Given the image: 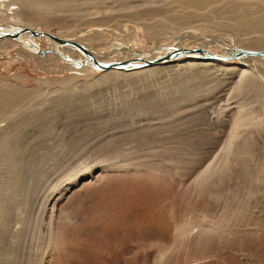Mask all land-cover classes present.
Wrapping results in <instances>:
<instances>
[{
    "label": "rangeland",
    "instance_id": "1",
    "mask_svg": "<svg viewBox=\"0 0 264 264\" xmlns=\"http://www.w3.org/2000/svg\"><path fill=\"white\" fill-rule=\"evenodd\" d=\"M63 2L57 10L30 11L25 23L1 18L0 25L33 27L43 20L37 26L64 34L67 28H58L68 23L76 36L102 28L104 47L113 57L122 55V50L115 52L117 43L119 48L125 42L133 49L143 46L146 55L173 41L192 48L208 43L211 48H203L217 54L239 38L224 29L204 32L194 24L151 39L141 21L120 17L119 29L112 26L115 22L93 25L90 18L103 17L101 10L84 6L81 10H87L81 12L71 7L73 1ZM116 4L104 1L105 12H115ZM246 9L252 10V3ZM213 10L188 13L198 19ZM47 49V43L46 51L39 52L14 38L0 43V91L7 98L0 136L6 134L3 142L10 151L9 156L4 150L0 154V264H159L161 257L166 264H236L237 256L239 264H264V240L247 244L238 222L191 250L176 237L184 206L191 204L190 218L199 220L206 216L200 208L206 214L220 212L231 195L240 199L250 187L244 165L235 167L234 179L211 188L206 198L214 203L203 200L195 182L212 160L219 165L225 160V142L241 102L255 107L248 120L264 119L263 64L239 59L207 65L199 63L203 57L183 55L156 71L129 74L137 70L123 68L128 74L106 76L96 69L78 70ZM41 55L56 56L41 63ZM241 70L248 80L253 71L255 86L237 84ZM249 87H256V96L244 93ZM245 129L256 143L251 160L264 164L258 159H264V120L260 131L253 124ZM244 135L237 139L240 147ZM240 155L235 161L244 164L247 156ZM226 163L233 164L230 159ZM256 201L264 207V188ZM158 203L160 214L154 211ZM172 209L179 217L162 222L161 214Z\"/></svg>",
    "mask_w": 264,
    "mask_h": 264
},
{
    "label": "bare ground",
    "instance_id": "2",
    "mask_svg": "<svg viewBox=\"0 0 264 264\" xmlns=\"http://www.w3.org/2000/svg\"><path fill=\"white\" fill-rule=\"evenodd\" d=\"M71 1H73L71 3V7L81 12H86L87 9L81 10V7H84V6L85 8L86 7H96L97 9L101 10L100 13L104 15L103 17L95 18L93 20L92 18H90L89 22H91L93 25L95 23V25L102 26L104 24H109V23L111 24V22H115L112 26L115 29H119V26H121L123 22L120 20V17L126 18L128 21L129 20L141 21L142 27L146 29L148 35H151V39H153V38H156L158 35H160L159 33L162 31H164L165 33L176 34L177 32L181 31L182 29L186 27H193L194 24H197V26H194V27L204 32L205 31L215 32V31H218L219 29H224L225 31L224 34L230 36L231 38L232 36L233 38H235L238 35L239 38L237 39V41L232 40V42H227V43L225 42L226 46L222 52H218L217 54L213 53L218 56H227L229 54H232L233 51H236L239 48L249 49V50L254 49L257 51L264 50V0H115L117 3L116 7H113L116 10L115 12H110L108 11V9L105 12V8L103 7V4H104V1L106 0H82L83 2L80 7L76 6L77 0H71ZM234 3H237L238 5L236 6ZM251 3L253 6V9L252 10L246 9V7L250 6ZM233 4L235 5V7H232ZM65 5L66 3L63 2V0H0V20L1 18H4L5 20L9 19L11 20V22L13 21V23L15 21L25 23V20L27 19V15L30 14V11L31 12L33 10L42 11L44 13L45 9L52 8V9L57 10L59 6H65ZM206 8L214 9L210 16L201 17L198 19L192 18L191 14L193 12L205 10ZM176 9L186 14L177 12ZM1 11L5 12L4 16L2 15ZM73 12L78 13L77 11H73ZM171 12H173L175 16ZM188 12H192V13H188ZM45 13H48V12H45ZM72 14L73 13L69 15H72ZM79 16L80 15L77 14L76 18ZM51 18L53 20L56 17L52 16ZM39 23H45V22L43 20L33 22L31 24L36 25L33 27H26L24 24H22L21 28L20 26L15 27V26H7V25L1 26L0 25V34L4 32L13 33L15 31H19V34H20L17 37H12V36L2 37L0 39V43L8 42L11 38H14V39H18L24 45L36 46L37 49H39V52L46 51L43 49H44L45 43H47L48 44L47 50H51L52 52H55L56 55L58 52L59 54L57 56L59 58H66L68 59L67 60L68 62L71 61L70 63L76 64L75 65L76 69L81 70V71H87V72H89L90 69H96V70L103 71L102 74H106V76H108L109 74H113V73L128 74L123 68L125 69L130 68V69L137 70L129 74H141L143 72L156 71L155 68H160V66H164L166 63H171L172 60L176 61L177 56L167 61L164 59L167 57L168 58L173 57L174 54L180 51L182 52L184 51L185 53H188V54L179 55L180 58L183 55L200 56L203 58H200L201 61L199 63L207 64V65L212 64V63L214 64L215 62L226 63L228 61L239 60V59L240 60L245 59L249 61L255 59L257 60V62L259 61L260 64L264 65V56H258V55H253V54L245 55L241 53L240 55H238V57H235L237 59L235 58L217 59V58H212L211 53L208 51L206 47L203 48V46L210 47L211 45L208 43H203L202 46L199 45V48H192L188 45L185 46V45L179 44L176 41H173L170 44L164 45L162 46V48H157L158 52L156 53H152L151 51L147 50L148 53L147 52L146 53L148 55H146L144 51L141 50L143 46H139L138 49H133L132 47L129 46L128 43L125 42L124 43L125 46H123L122 48H119L118 43L116 42L117 46L115 47H117L118 49L115 50V52L118 53V50H122L121 51L122 55L118 53L116 57H113L115 56V54L113 55L112 53L108 52L107 51L108 48L104 47L106 45V44L104 45V41L107 40V37L105 35L104 29L102 28L100 29L96 28L94 29L92 33L88 32V33H83V34H79L78 36H76L75 35L76 31H72L75 29H73L70 25L68 26V23H67V26L58 28L59 30L67 28L65 29L66 33L64 34H57L53 31H47L46 28L45 29L43 28V26L41 25L37 26V24ZM24 27L29 28L31 30H36V31L40 30V32H43V34L32 35L30 31H25L23 29ZM46 32L51 33L55 36H59L65 39L67 42L57 41L54 38L45 34ZM229 34H231L232 36ZM249 35H253V36L248 37ZM172 37H174V35H172ZM201 37L203 36L201 35ZM175 38L177 39V36H175ZM132 40H134L133 37H132ZM160 40L163 41L167 39L160 38ZM88 41H95V45L90 46ZM134 41L136 42L137 39H135ZM199 43H202V41ZM242 43L244 44V46L241 47ZM161 45H162V42H161ZM198 49H202V50L195 51ZM56 55H47V56L41 55L37 58H39V62L42 63L46 61L48 62V60H51L53 56H56ZM97 61L99 63H97ZM116 62H125L126 64L120 67H115L113 64H115ZM54 63H57V62H54ZM100 64H103V66H100ZM62 66L65 67L64 64ZM140 66H143V67H140ZM138 68L140 70H138ZM248 72H250V70ZM253 74L254 73L252 71L251 76L255 78L254 77L255 75ZM239 77H240L239 82H237L238 85H240V83H243V84L245 83L248 86H255L254 82L252 81L253 78H251V80H248L249 78L248 79L246 78L247 75H246L245 70H241V74ZM243 86L245 87V85ZM255 88L256 87L245 88L247 90L244 91V93L249 92L255 95L254 94L256 92ZM261 91H263L262 87H261ZM1 92L2 91H0V93ZM261 93L264 95V92H261ZM1 94L2 95H0V123L5 118L4 110H5V103L7 102V98L5 97V95H3V93ZM255 96H252L250 99H252ZM253 109L252 107L250 108L249 103H245L244 101L240 103L237 113L236 112H235L236 114L234 113L235 115H234V119L232 122V127L229 132V135H227L228 137L225 142L226 144L224 147L225 148L224 149L225 150V160L221 161L220 165H219L220 161H218V158H217L218 162L212 160L210 165L205 167L204 171L202 170L203 172L201 171L202 173L198 175L196 182H195L196 184L195 191H197L198 189V191L201 194H204L203 200L206 201L207 203H210V202L214 203L215 199L206 198L208 197V194L210 193L211 188L213 186L215 187L218 182L223 183L226 181H230L231 179H234L238 175L237 171H235V167L237 168V166L239 165H244L243 174H245V176L247 175V179L249 181L250 187L245 193V196H242V197L240 196L241 197L240 199L233 197L231 195L229 197L230 198L229 203L224 205L223 207V208H226L225 210H223L222 208L220 212H216L215 214H209V213L206 214L204 213V210L200 208L203 214L211 218V220H208L207 217L203 215L199 218V220H194L193 218H190L189 214L191 210V204L184 206V209L182 210L183 213L180 218L181 220L176 224V226L178 227V234L176 235V237H177L178 243L182 247L186 245L188 248H190V250L193 249L194 247H199L197 243H200L204 239L214 234H217L218 230H223V229L225 230L230 223H236V222H238L239 227L244 228L242 233L247 234L245 235V237L249 238L247 240V244H254L257 242L262 243L259 237L264 240V217H263L264 207L262 208V206H259L256 201V197L261 192V190L264 188V187H261V185L264 186V164L263 163L256 164L255 160L253 161L251 160L254 158L253 151L255 149H252V147L253 145L255 146L256 144L255 138H254V135L252 134L253 132H250L247 134L245 133V130H246L245 128H247L249 124L259 126L258 130L260 131L263 125L264 119L260 118L256 121L254 117H251L253 119L248 120V118L250 117L249 114L251 112H254ZM251 116H252V113H251ZM3 128L4 127L0 126V130ZM243 132L246 135H244ZM242 134L245 136L244 137L245 142H240L239 140V142L242 144V146L240 147L238 145L239 143L237 139ZM5 135L6 134H2V136H0V154L3 153V150L7 154L10 152L8 147L5 148L7 143L3 142L6 139ZM7 141L9 140L7 139ZM244 154H246L247 156V160L245 161L244 164H240L241 162L235 161L236 155L242 156ZM226 159L227 160L230 159L231 163L233 162V164H230L231 165L230 167L227 165ZM258 159H262L264 161L262 157ZM219 160H220V157H219ZM230 193L231 192H228V194ZM5 194L8 195L7 193ZM231 201H233L234 203H230ZM205 206L206 205H203L202 207L204 208ZM162 209L163 208H161L158 203L154 211L158 210V213L160 214L162 212ZM3 211L1 212V215H0V221L3 217ZM147 211H149V208L147 209ZM168 213L165 215L161 214L163 218L162 220L161 219L160 220L162 222L165 218L167 220L169 218L177 219L180 215V214L177 215V211L175 209L171 210L170 212L171 214H168ZM168 215H170V217H168ZM18 223H21V219L18 220ZM259 232H261V235H259ZM254 233H257V235H254ZM163 247L164 248H161L160 251L165 250V246ZM243 247L244 246H241V247H238L237 249L241 251V248ZM236 259H237V261H235L236 264L241 263L240 258L238 256ZM158 263L166 264L162 257L158 261Z\"/></svg>",
    "mask_w": 264,
    "mask_h": 264
},
{
    "label": "water",
    "instance_id": "3",
    "mask_svg": "<svg viewBox=\"0 0 264 264\" xmlns=\"http://www.w3.org/2000/svg\"><path fill=\"white\" fill-rule=\"evenodd\" d=\"M25 31H30L31 32V34L32 35H41V34H43V32H40V31H36V30H31V29H29V28H23ZM45 34H47L48 36H50V37H52V38H54L55 40H57V41H61V42H67L65 39H63V38H61V37H59V36H55V35H53V34H51V33H48V32H46ZM20 34H19V31H15V32H13V33H11V32H4V33H2V34H0V38H2V37H9V36H12V37H17V36H19ZM69 42V41H68ZM82 47V46H81ZM84 48V47H83ZM199 50H202V49H198V50H195V51H199ZM184 52V51H183ZM183 52L182 51H180V52H177L176 54H174V56L173 57H167V58H165L164 60H170V59H172V58H174L175 56H179V55H181V54H183ZM210 52V51H209ZM211 53V52H210ZM253 54V55H258V56H264V50H261V51H257V50H249V49H242V48H239L238 50H236V51H233L232 52V54H229V55H227V56H218V55H216V54H213V53H211V56H212V58H217V59H230V58H235V57H238V55H240V54ZM97 63H99L98 61H97ZM129 63H131V62H129ZM126 63L125 62H116L115 64H113L115 67H120V66H123V65H125ZM100 66H103V64H100Z\"/></svg>",
    "mask_w": 264,
    "mask_h": 264
}]
</instances>
